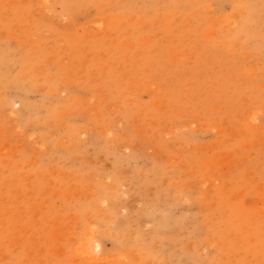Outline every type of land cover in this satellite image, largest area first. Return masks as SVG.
<instances>
[{
	"label": "rangeland",
	"instance_id": "rangeland-1",
	"mask_svg": "<svg viewBox=\"0 0 264 264\" xmlns=\"http://www.w3.org/2000/svg\"><path fill=\"white\" fill-rule=\"evenodd\" d=\"M0 264H264V0H0Z\"/></svg>",
	"mask_w": 264,
	"mask_h": 264
},
{
	"label": "bare ground",
	"instance_id": "bare-ground-1",
	"mask_svg": "<svg viewBox=\"0 0 264 264\" xmlns=\"http://www.w3.org/2000/svg\"><path fill=\"white\" fill-rule=\"evenodd\" d=\"M84 246L86 247V250H90L91 253L99 251V246L98 245H94V243L92 241L86 242V244Z\"/></svg>",
	"mask_w": 264,
	"mask_h": 264
}]
</instances>
